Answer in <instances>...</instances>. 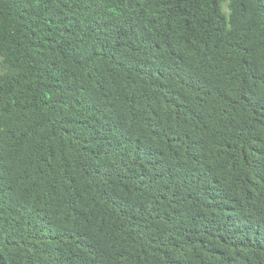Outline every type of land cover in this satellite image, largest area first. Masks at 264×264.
Segmentation results:
<instances>
[{
  "label": "trees",
  "instance_id": "16d2710c",
  "mask_svg": "<svg viewBox=\"0 0 264 264\" xmlns=\"http://www.w3.org/2000/svg\"><path fill=\"white\" fill-rule=\"evenodd\" d=\"M0 264H264V0H0Z\"/></svg>",
  "mask_w": 264,
  "mask_h": 264
}]
</instances>
